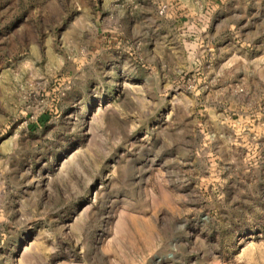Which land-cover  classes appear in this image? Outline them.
Returning <instances> with one entry per match:
<instances>
[{
  "label": "rangeland",
  "instance_id": "rangeland-1",
  "mask_svg": "<svg viewBox=\"0 0 264 264\" xmlns=\"http://www.w3.org/2000/svg\"><path fill=\"white\" fill-rule=\"evenodd\" d=\"M0 264H264V0H0Z\"/></svg>",
  "mask_w": 264,
  "mask_h": 264
}]
</instances>
